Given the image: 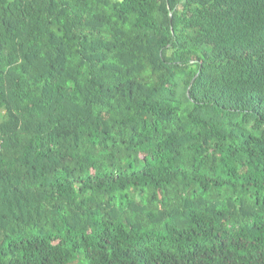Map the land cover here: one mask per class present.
Masks as SVG:
<instances>
[{"label":"trees","instance_id":"obj_1","mask_svg":"<svg viewBox=\"0 0 264 264\" xmlns=\"http://www.w3.org/2000/svg\"><path fill=\"white\" fill-rule=\"evenodd\" d=\"M0 264H264V0H0Z\"/></svg>","mask_w":264,"mask_h":264}]
</instances>
